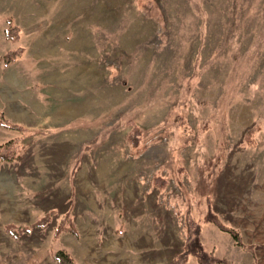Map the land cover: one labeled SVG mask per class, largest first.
Wrapping results in <instances>:
<instances>
[{
    "label": "rangeland",
    "instance_id": "rangeland-1",
    "mask_svg": "<svg viewBox=\"0 0 264 264\" xmlns=\"http://www.w3.org/2000/svg\"><path fill=\"white\" fill-rule=\"evenodd\" d=\"M0 119V264H264V0H0Z\"/></svg>",
    "mask_w": 264,
    "mask_h": 264
},
{
    "label": "trees",
    "instance_id": "trees-1",
    "mask_svg": "<svg viewBox=\"0 0 264 264\" xmlns=\"http://www.w3.org/2000/svg\"><path fill=\"white\" fill-rule=\"evenodd\" d=\"M5 36L7 39L14 42L18 38V30L14 26L9 25L8 28L5 29ZM20 52L21 50L10 51L4 54L1 59L5 64L11 63L19 57ZM0 124L11 129L20 130L18 126L9 124L8 122H5L1 119ZM127 138V141L131 146L136 145L137 141L134 135L130 134L129 136H127ZM15 157L16 150L14 140H10L0 145V161H12ZM154 180V185L161 188L163 187L164 182L159 177H156ZM51 215L52 212L44 214L39 220L34 223L33 226L42 227L46 225L50 220ZM184 218L186 233L185 242L182 250L176 255L172 264H184L189 257H193L196 260L197 264H231L225 259L215 257L211 252H206L203 244L200 241V232L203 224H212L216 226L218 230L225 234H228L234 240L236 245L244 247L240 240L238 231L222 223L218 216L211 211V208L209 206L202 218L198 221L192 218L188 212L185 214ZM5 230L14 238H17L22 232L29 233L30 231L28 227H23L16 230L13 225H7ZM61 232H69L74 235L76 234V230L71 223V219L67 215H64L60 219L59 224L56 226L54 231V238H56ZM52 257L56 261V264H75L71 256L64 250H56L52 252Z\"/></svg>",
    "mask_w": 264,
    "mask_h": 264
}]
</instances>
